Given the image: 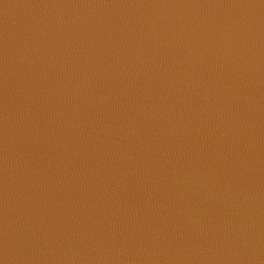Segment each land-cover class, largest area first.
Returning <instances> with one entry per match:
<instances>
[{"label": "water", "instance_id": "1", "mask_svg": "<svg viewBox=\"0 0 264 264\" xmlns=\"http://www.w3.org/2000/svg\"><path fill=\"white\" fill-rule=\"evenodd\" d=\"M264 186V0H130Z\"/></svg>", "mask_w": 264, "mask_h": 264}]
</instances>
